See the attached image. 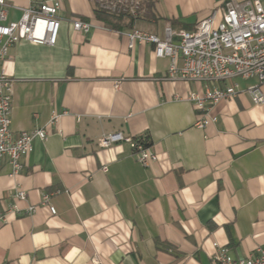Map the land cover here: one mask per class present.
Instances as JSON below:
<instances>
[{
	"label": "crops",
	"instance_id": "obj_1",
	"mask_svg": "<svg viewBox=\"0 0 264 264\" xmlns=\"http://www.w3.org/2000/svg\"><path fill=\"white\" fill-rule=\"evenodd\" d=\"M43 1L5 0L7 21ZM222 3L141 0L139 16L117 30L97 18L95 0H61L53 45L9 46L11 131L60 116L45 140H33L18 174L0 158V264H213L214 242L235 258L264 247V103L245 91L256 80L214 83L239 91L198 128L187 97L203 84L166 78L169 59L152 43L130 48L124 34L192 30ZM73 19L89 31L74 30ZM109 132L147 137L156 160L141 164L122 141L98 146ZM16 187L24 200L13 197ZM56 190L53 215L40 201Z\"/></svg>",
	"mask_w": 264,
	"mask_h": 264
},
{
	"label": "built area",
	"instance_id": "obj_2",
	"mask_svg": "<svg viewBox=\"0 0 264 264\" xmlns=\"http://www.w3.org/2000/svg\"><path fill=\"white\" fill-rule=\"evenodd\" d=\"M96 7L113 14H125L137 17L141 11V0H95ZM9 4L0 0V158L6 157L11 167V175L18 174L23 167V160L32 151L35 138L45 140L47 127L56 125L60 114L53 112L44 126L32 130H23L17 134L11 131V110L13 79L4 68V61L11 44L20 39L33 43L53 45L56 42L60 19L58 11L61 0H46L23 9L16 21H7L6 10ZM90 24L81 19H73L72 27L86 33ZM128 46L135 43H152L156 57H167L169 65L166 78L172 80H193L203 84L202 93L190 92L188 100L198 112L195 126L204 128L217 117L211 112L213 106L223 99L234 97L239 87L237 83L215 85L234 78L256 80L245 88L256 104L264 103V0H223L219 10H212L205 18L198 21L194 29L174 30L164 28L159 35L132 28L125 31ZM115 87L118 86L116 82ZM129 145L137 160L147 165L156 160V154L145 145L141 136H125L121 132H109L98 138L100 147H107L115 142ZM106 170V166L102 168ZM43 192L40 204L56 214L50 203L52 194ZM13 197L26 198L25 191L16 187ZM12 210H18L13 205ZM36 206L29 205L28 212ZM0 212V222L4 220ZM213 264H264V247L258 246L244 257H233L228 248L217 242L213 243Z\"/></svg>",
	"mask_w": 264,
	"mask_h": 264
},
{
	"label": "trees",
	"instance_id": "obj_3",
	"mask_svg": "<svg viewBox=\"0 0 264 264\" xmlns=\"http://www.w3.org/2000/svg\"><path fill=\"white\" fill-rule=\"evenodd\" d=\"M95 15L103 22L105 26L117 30L128 27L139 16L132 17L125 14H113L98 8L95 11ZM141 139L145 145H148L149 142L147 137L141 136Z\"/></svg>",
	"mask_w": 264,
	"mask_h": 264
}]
</instances>
